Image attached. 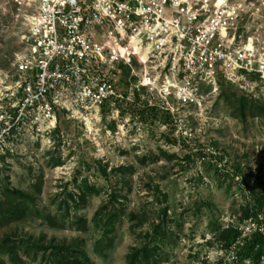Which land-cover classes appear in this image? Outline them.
Segmentation results:
<instances>
[{"label":"rangeland","instance_id":"obj_1","mask_svg":"<svg viewBox=\"0 0 264 264\" xmlns=\"http://www.w3.org/2000/svg\"><path fill=\"white\" fill-rule=\"evenodd\" d=\"M232 1L242 4V33L264 42V0ZM24 31L21 19L0 0L1 79L14 73ZM224 89L241 91L230 81ZM247 93L264 104V87ZM220 95L207 111L192 107L179 111L189 120L188 140L180 137L176 126L125 112L116 118L92 114L86 122L61 115L51 139L20 142L18 153L8 157L0 171V195L6 185L21 189L35 196L44 214H56L60 203L71 193L79 194L78 187L86 181L99 193L89 196L78 212L87 220L88 230L70 224L53 228L39 217L27 216L0 226V243L8 237L19 244L26 240L76 248L81 243L94 264H129V253L154 244L148 235L160 226V254L152 264H250L226 248L218 232L231 224L246 226L239 219L246 194L233 180L237 167L251 181H264V115L246 121L236 118ZM112 195L119 197L126 214L112 233V250L104 257L95 249L102 235L95 215ZM131 213L140 218L133 220ZM53 251H42L36 260L27 258L26 264H54Z\"/></svg>","mask_w":264,"mask_h":264},{"label":"built area","instance_id":"obj_2","mask_svg":"<svg viewBox=\"0 0 264 264\" xmlns=\"http://www.w3.org/2000/svg\"><path fill=\"white\" fill-rule=\"evenodd\" d=\"M3 5L25 31L14 73L0 78V171L20 142L51 139L61 115L86 122L92 114L116 118L122 106L156 107L171 113L180 137L188 140L189 120L179 111L209 110L221 80L245 93L264 87V42L242 33V4L232 0ZM234 177L242 183L241 174ZM242 223L244 236L264 233L253 218Z\"/></svg>","mask_w":264,"mask_h":264},{"label":"trees","instance_id":"obj_3","mask_svg":"<svg viewBox=\"0 0 264 264\" xmlns=\"http://www.w3.org/2000/svg\"><path fill=\"white\" fill-rule=\"evenodd\" d=\"M226 83V80H221L220 96H225L227 104L233 109L234 117L246 121L249 117L264 115V104L243 91L231 89L227 93L224 89ZM138 99L140 98L138 97ZM122 112L139 115V118L143 121L159 119L174 126L171 113L162 112L156 107L129 106L126 108L122 106ZM186 158L191 159L192 157L188 155ZM216 168L218 169V166ZM122 170L124 169H120V171ZM235 173L243 176L242 183H236L241 185L246 194L245 204L241 208L240 221L243 222L245 219L253 218L259 226L264 227V191L262 190L264 181H251L241 166L237 167ZM225 174L227 173L221 175L224 176ZM233 180H235V177H233ZM36 188L39 189V186L36 185ZM78 188L80 190L79 194L71 193L69 199L60 203L58 213L44 214L43 211L37 208L34 195L6 185L4 192L0 195V226L22 220L27 216H35L45 220L53 228H65L70 224L76 225L79 230L86 231L88 230L87 220L80 216L78 212L85 207L88 197L99 193V190L95 185H90L88 181ZM119 200L117 195H112L110 201L101 206L95 215V223L102 231L101 238L96 241L95 249L98 254L104 257L112 250L114 246L112 233L116 230L122 216L126 214V208ZM131 218L134 220L140 217L137 213H131ZM160 232V226H157L156 231L148 235L155 242L154 244L147 243L129 253V264H152V259L160 254V246L158 245ZM218 233L219 240L229 250L234 249L241 261L249 260L250 264H264L263 232L257 230L244 236L239 227L231 224ZM49 248L54 250V264H94L81 243L76 248L63 244L46 246L26 240L19 244V241L11 237L0 243V264H26L27 258L36 260L42 251ZM4 255H7L8 259L4 258Z\"/></svg>","mask_w":264,"mask_h":264},{"label":"bare ground","instance_id":"obj_4","mask_svg":"<svg viewBox=\"0 0 264 264\" xmlns=\"http://www.w3.org/2000/svg\"><path fill=\"white\" fill-rule=\"evenodd\" d=\"M224 1H226V0H220V2H224Z\"/></svg>","mask_w":264,"mask_h":264}]
</instances>
